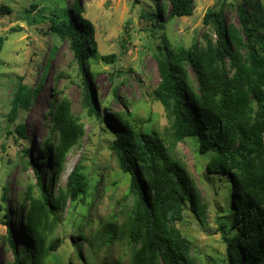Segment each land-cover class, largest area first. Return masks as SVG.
I'll return each mask as SVG.
<instances>
[{
	"label": "trees",
	"instance_id": "obj_1",
	"mask_svg": "<svg viewBox=\"0 0 264 264\" xmlns=\"http://www.w3.org/2000/svg\"><path fill=\"white\" fill-rule=\"evenodd\" d=\"M166 1L170 4V17L188 16L194 9V0ZM246 1L252 11L248 14L236 6L239 26L226 22L224 4L209 8L203 23L215 38L204 33L205 44L189 47H169L165 42L163 50L159 48L154 54L160 79L153 96L164 107L170 122L163 134L135 127L128 114L121 112L102 118L86 74L87 59L95 51L93 29L89 21L79 16V1L73 0L71 9L79 17L78 23L72 19L53 21L51 31L67 40L72 51L74 71L81 77L86 114L106 123L107 129L102 128L112 135L109 148L120 170L130 175L125 196L132 197V204L123 222L103 224V229L92 237L85 238L82 228L76 236H70L80 264H99L94 260L96 251L117 238L126 239V264H195L190 244L177 226L185 211L202 224L207 217V204L175 153L179 142L191 138L197 142L198 154H210L207 173L225 177L231 185L230 239L218 227L227 244V264H264V6L259 0ZM162 6V1L157 2L160 13ZM5 11L7 6L0 7V13ZM3 42L4 37L0 36V52ZM52 48L54 52L57 49ZM102 59L111 62L116 56L103 55ZM45 68L51 70L48 65ZM61 76L65 74L55 76V83ZM40 88L18 84L7 114L13 128L7 129V134L25 138V124L18 117ZM46 113L51 117L48 137L38 150L41 162L48 166V179L43 182L42 172L36 170V183L17 189L24 241L19 248L6 214L2 222L13 260L4 264H45L48 257L56 255L67 238L56 230L68 206L75 208L77 202H90L91 190L96 187L91 186L83 158L67 173L63 186L55 184L66 168L68 154L84 135V125L80 117L72 114L71 103L65 97L57 102L52 97V107ZM78 239L87 241L85 257ZM120 263V257L112 262ZM64 264L76 263L69 258Z\"/></svg>",
	"mask_w": 264,
	"mask_h": 264
},
{
	"label": "rangeland",
	"instance_id": "obj_2",
	"mask_svg": "<svg viewBox=\"0 0 264 264\" xmlns=\"http://www.w3.org/2000/svg\"><path fill=\"white\" fill-rule=\"evenodd\" d=\"M72 1L0 0V7H8V11L0 13V36L4 37L0 52V264L13 260L5 239L6 225L2 222L6 220V214L17 246L20 248L24 241L18 219L23 216V211L16 204L17 189L35 184L36 170L42 172L43 182L48 179L49 169L41 162L38 149L48 137L51 117L46 111L52 107V97L56 102L64 97L68 99L72 114L80 117L84 125V135L79 145L68 154L66 168L55 184L63 186L67 173L83 158L91 186L96 187L91 190L90 202H77L75 208L71 204L68 206L61 226L56 230L67 238L56 255L48 257L45 264H64L69 258L80 264L70 236H76L82 228L83 236L88 238L100 232L103 224L110 221L121 224L132 204V197L125 196L130 175L120 170L116 156L109 148L112 135L104 130L107 129L106 123L88 116L83 107L81 77L74 71L76 64L69 43L51 31L53 21L72 19L79 22V17L71 10ZM78 1L82 8L79 16L89 21L93 29L91 38L95 51L87 59L86 74L102 118L111 116L112 112H121L128 114L135 127L162 134L170 122L164 107L153 96L160 79L154 54L159 48L163 50L165 42L169 47H189L205 44L204 33H211L215 38L214 32L203 23L209 8H219L224 4L226 22L237 26L240 19L236 6H241L248 14L252 11L246 0H194L190 15L170 17V4L166 0ZM161 1L163 10L160 13L157 2ZM259 1L264 6V0ZM54 46L57 48L55 52L52 50ZM111 54L116 56L114 61L102 59L103 55ZM46 65L51 70L46 69ZM59 73L65 76L55 83V76ZM19 83L31 89L41 87L29 107L18 117L25 124V138L6 132L13 128L7 121V114ZM196 144L193 138L185 139L178 143L175 153L191 173L207 204V217L202 224L192 213L185 211L177 226L190 244L195 264H227V244L218 227L230 239L233 234L230 229L231 185L225 177L221 179L207 173L206 163L210 154H198ZM23 148H27L24 153ZM82 219L86 222L79 223ZM77 244L85 257L87 241L78 239ZM127 249L126 239L117 238L110 244H102L94 260L99 264H112L120 257V264H126Z\"/></svg>",
	"mask_w": 264,
	"mask_h": 264
}]
</instances>
